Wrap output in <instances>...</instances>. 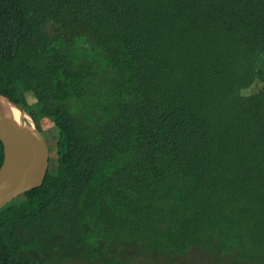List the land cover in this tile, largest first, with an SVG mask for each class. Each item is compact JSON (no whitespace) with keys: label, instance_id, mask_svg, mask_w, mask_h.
<instances>
[{"label":"trees","instance_id":"trees-1","mask_svg":"<svg viewBox=\"0 0 264 264\" xmlns=\"http://www.w3.org/2000/svg\"><path fill=\"white\" fill-rule=\"evenodd\" d=\"M0 95L59 133L0 210V264H264V0H0Z\"/></svg>","mask_w":264,"mask_h":264},{"label":"water","instance_id":"water-1","mask_svg":"<svg viewBox=\"0 0 264 264\" xmlns=\"http://www.w3.org/2000/svg\"><path fill=\"white\" fill-rule=\"evenodd\" d=\"M0 99L9 101L1 95ZM26 114L25 119L17 121L0 106V141L4 148V162L0 169V210L25 193L41 187L50 169L49 145L33 118Z\"/></svg>","mask_w":264,"mask_h":264},{"label":"rangeland","instance_id":"rangeland-1","mask_svg":"<svg viewBox=\"0 0 264 264\" xmlns=\"http://www.w3.org/2000/svg\"><path fill=\"white\" fill-rule=\"evenodd\" d=\"M64 31L61 30L60 27L52 28L51 35L53 36H59ZM70 34H67L69 36ZM78 35V34H77ZM79 36H82L85 39L92 38L90 32H83L80 31ZM86 36V37H85ZM89 37V38H87ZM254 90L258 89V86H253L249 92H252ZM28 96L29 104H33L35 110H39L40 106L38 105L37 101L34 99V97L30 94ZM38 105V108L36 106ZM23 115H27L25 112L22 113ZM27 117V116H26ZM43 118V119H42ZM41 118V125L43 129V133L45 140L48 142L49 149H50V168L56 169L57 164V143H58V128L54 125V122L52 119L49 118ZM52 158V163H51ZM22 200H18V202H15L16 204H19ZM121 251L123 253H120V256L117 260V264H253L250 262L245 261H239L235 258L233 254H222V253H215V252H207L199 247L192 248L190 251L182 254V255H176L174 253L170 252H160V253H151L147 255H143L144 257L141 259V254L137 251V246L135 244H123L121 245ZM136 256L138 257L137 261H131L130 256ZM119 256V255H118ZM121 259V262H120ZM53 262V261H52ZM54 263V262H53ZM50 264V263H45ZM57 264V263H56ZM65 264H86L83 261L80 262V260H73L71 259L68 263ZM88 264H102L101 262L96 263H88Z\"/></svg>","mask_w":264,"mask_h":264},{"label":"bare ground","instance_id":"bare-ground-1","mask_svg":"<svg viewBox=\"0 0 264 264\" xmlns=\"http://www.w3.org/2000/svg\"><path fill=\"white\" fill-rule=\"evenodd\" d=\"M3 106L5 110L18 121L26 118V115H23L22 112L16 108L13 104H11L9 101L6 99H0V106ZM47 142V141H46Z\"/></svg>","mask_w":264,"mask_h":264},{"label":"clouds","instance_id":"clouds-1","mask_svg":"<svg viewBox=\"0 0 264 264\" xmlns=\"http://www.w3.org/2000/svg\"><path fill=\"white\" fill-rule=\"evenodd\" d=\"M43 135V134H42ZM44 137V136H43Z\"/></svg>","mask_w":264,"mask_h":264}]
</instances>
